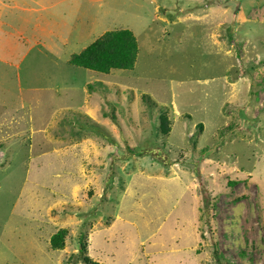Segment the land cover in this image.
Listing matches in <instances>:
<instances>
[{"label": "rangeland", "instance_id": "1", "mask_svg": "<svg viewBox=\"0 0 264 264\" xmlns=\"http://www.w3.org/2000/svg\"><path fill=\"white\" fill-rule=\"evenodd\" d=\"M36 1L0 0V264H264V0H62L50 40ZM122 28L132 69L63 63Z\"/></svg>", "mask_w": 264, "mask_h": 264}, {"label": "trees", "instance_id": "2", "mask_svg": "<svg viewBox=\"0 0 264 264\" xmlns=\"http://www.w3.org/2000/svg\"><path fill=\"white\" fill-rule=\"evenodd\" d=\"M138 52V44L133 33L129 29H115L113 31H105L101 36L92 40L79 53L70 55L68 63L73 66L82 67L93 72L107 75L109 72L120 69L130 70L133 68L136 55ZM162 124V122H161ZM166 127L162 124V129ZM237 178V177H236ZM239 179V178H238ZM211 186V184H209ZM202 190V189H201ZM83 220V219H82ZM81 231L76 230L78 242L86 240V226L84 221L81 225ZM66 231L63 228L52 232L50 246L54 250L63 249L66 238ZM86 247V246H85ZM81 254L86 264H99L89 257ZM75 253H72L74 255Z\"/></svg>", "mask_w": 264, "mask_h": 264}, {"label": "crops", "instance_id": "3", "mask_svg": "<svg viewBox=\"0 0 264 264\" xmlns=\"http://www.w3.org/2000/svg\"><path fill=\"white\" fill-rule=\"evenodd\" d=\"M61 1L62 0H59V2H61ZM59 2H57V3H59ZM34 3L36 5V8H33L31 10L33 12H35V13L43 12V14L41 16V20L44 19V18H48L51 21V23H50V25L48 27H43L42 30H41V32L42 31H46V33L48 34L49 40H50L52 35H53V33H54V30H60L61 29L60 28V24H58V22H61V23L63 22V15L62 14H58V13L54 14L52 12L53 6L55 4H57V3H54V4L50 5V6H44L39 1H36ZM54 19H58V20H54ZM99 36H97V37H99ZM36 46H38L39 48H43V47H46V44L44 43L43 39L41 38V40L39 39L38 42H34L33 47L35 48ZM77 51H78V49L76 51H72L70 54H66V57L63 60V63H68L70 55L73 54L74 52H76V53L80 52V51L79 52H77ZM40 53H41V51L37 50V54H40ZM85 116H87V115H85Z\"/></svg>", "mask_w": 264, "mask_h": 264}]
</instances>
